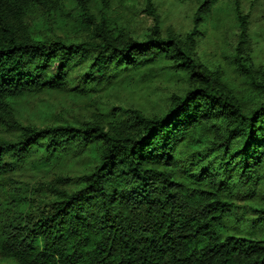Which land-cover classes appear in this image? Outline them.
Here are the masks:
<instances>
[{
	"label": "trees",
	"instance_id": "16d2710c",
	"mask_svg": "<svg viewBox=\"0 0 264 264\" xmlns=\"http://www.w3.org/2000/svg\"><path fill=\"white\" fill-rule=\"evenodd\" d=\"M143 1L154 23L137 37L112 0H0L1 260L264 264V242L216 229L239 202L264 219V68L243 0L231 69L197 53L221 0H195L184 33ZM164 79L176 89L151 113L103 100ZM54 93L94 112L25 118L27 97Z\"/></svg>",
	"mask_w": 264,
	"mask_h": 264
},
{
	"label": "rangeland",
	"instance_id": "374dc122",
	"mask_svg": "<svg viewBox=\"0 0 264 264\" xmlns=\"http://www.w3.org/2000/svg\"><path fill=\"white\" fill-rule=\"evenodd\" d=\"M165 33H184L192 28L193 14L197 8L195 0H157ZM234 0H221L214 8L212 17L205 24L208 35L198 47V55L211 65L230 68V61L237 43L239 30L235 24ZM114 17L121 21L137 37H142L153 26L152 17L145 11L143 0H112ZM242 12L249 15L251 48L255 63L264 68V0H243ZM164 33V34H165ZM176 89V85L164 80L157 82L151 90L121 91L103 99L116 106H133L151 113L154 109L165 108V99ZM25 118L38 125L54 120L89 119L94 112L86 103L73 102L67 94H43L27 97L23 101ZM34 177L26 171L21 179L29 181ZM243 205L258 207L256 202H239V208L229 213L218 225L217 233L223 237L234 236L264 242V219L261 214L246 211ZM0 264H14L0 259Z\"/></svg>",
	"mask_w": 264,
	"mask_h": 264
}]
</instances>
